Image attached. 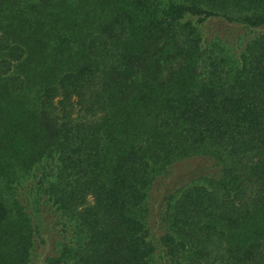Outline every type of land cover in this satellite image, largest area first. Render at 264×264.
Returning a JSON list of instances; mask_svg holds the SVG:
<instances>
[{
    "label": "trees",
    "instance_id": "trees-1",
    "mask_svg": "<svg viewBox=\"0 0 264 264\" xmlns=\"http://www.w3.org/2000/svg\"><path fill=\"white\" fill-rule=\"evenodd\" d=\"M0 264H264V0H0Z\"/></svg>",
    "mask_w": 264,
    "mask_h": 264
}]
</instances>
